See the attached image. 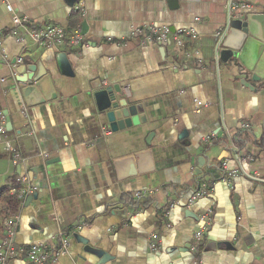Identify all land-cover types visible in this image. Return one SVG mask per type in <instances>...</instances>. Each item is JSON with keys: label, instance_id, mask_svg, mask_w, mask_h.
Returning a JSON list of instances; mask_svg holds the SVG:
<instances>
[{"label": "crops", "instance_id": "obj_1", "mask_svg": "<svg viewBox=\"0 0 264 264\" xmlns=\"http://www.w3.org/2000/svg\"><path fill=\"white\" fill-rule=\"evenodd\" d=\"M244 1L251 12L264 11V0ZM226 4L0 0V103L7 137L23 159L14 166L0 144V189L20 175L34 188L20 202L17 247L55 250L63 233L68 249L55 264H264V183L242 176L224 181L218 169L225 159L237 168L233 141L253 159L246 170L264 179V80L246 79L252 89L241 84L217 53ZM15 15L31 27L80 29L92 46L39 48L28 37L21 43L10 33ZM151 26L192 30L197 38L183 36L181 49L161 45L149 38ZM36 64L57 96L28 106L17 70ZM106 89L140 106L146 122L113 132L96 98ZM197 157L206 159L198 174ZM129 159L139 167L134 176ZM201 183L209 195L189 206ZM136 192L153 194L137 208L126 205L124 196ZM209 211L214 218L205 227L201 218ZM196 234L202 242L194 253ZM10 264L27 263L20 257Z\"/></svg>", "mask_w": 264, "mask_h": 264}, {"label": "built area", "instance_id": "obj_2", "mask_svg": "<svg viewBox=\"0 0 264 264\" xmlns=\"http://www.w3.org/2000/svg\"><path fill=\"white\" fill-rule=\"evenodd\" d=\"M226 9L228 11V20L236 17H243L244 12L252 11V6L244 0H227ZM77 13H83L82 5L76 7ZM149 38L155 42L164 45L168 43H173L176 48L181 49L183 47L182 37L187 35L191 38L196 39L197 36L192 30H179L172 32L170 27H153L149 29ZM224 30L218 33V40L222 38ZM11 35L15 37L19 42H26L25 37H28L30 41L39 48H55L58 46H71V47H86L90 48L92 43L85 40V35L80 29L73 31H67L65 28L58 25H45L42 27H31L27 19L21 18L19 16H13V28L10 31ZM142 34L141 31L134 32L133 36ZM25 35V36H24ZM108 41H113L112 38ZM2 39L0 38V54L2 51ZM23 62L22 58H19L13 65V68H17L18 64ZM103 84L106 85L104 82ZM202 107V103H198ZM24 112H27V108L24 107ZM244 127H249V125H244ZM7 119L4 114H0V144L4 143L7 152L11 155L12 163L17 166L23 160L20 154L11 145L7 137ZM231 146L234 150L233 161L237 164L236 169L229 168L230 159H225L222 161L218 169L223 174V180H232L236 177L242 176L250 179L253 182L264 183L257 173H251L246 170V165L252 162L253 159L249 156H243L240 150L235 147L234 142H231ZM34 188L30 183V179L27 175L17 176L16 186L11 189L10 194L15 196L19 202H21L27 196L33 194ZM153 194V192H149ZM145 192H136L133 197L135 199H140L143 196H149ZM209 195V185L207 183H201L196 191L192 194L188 205L192 206L199 199L205 198ZM19 214L15 217L5 219L4 221V237L0 241V264H10L12 261L25 257L27 264H55L59 255L66 252L69 245V238L63 234L59 233V246L52 250L50 246L45 244H35L29 249L25 250L19 248L15 244V238L17 233V223ZM214 214L209 211L201 221L204 226H210L213 222ZM151 249L152 251H157L159 248V241L155 233L151 234ZM195 243L192 245L191 250L195 253L199 251V245L202 242V235L196 234L194 236ZM194 264H201L200 260H196Z\"/></svg>", "mask_w": 264, "mask_h": 264}, {"label": "water", "instance_id": "obj_3", "mask_svg": "<svg viewBox=\"0 0 264 264\" xmlns=\"http://www.w3.org/2000/svg\"><path fill=\"white\" fill-rule=\"evenodd\" d=\"M222 35V38L217 41V53L222 60L225 57L224 63L234 70L240 83L248 86L246 82L248 78L255 83L264 80V11L244 12L243 17L228 20ZM27 71L29 74L25 75ZM17 73L20 76L19 89L28 106L56 98L52 79L46 70L40 69V65L22 66ZM248 87L253 88L250 85ZM116 93L106 89L96 95L100 102V110L111 130L124 131L132 126L144 124L146 120L139 118L142 108L131 105L126 99H120ZM8 124L10 126L9 120ZM205 161L204 157L196 158L197 174L201 172ZM127 166L130 170L132 169V176L139 172L134 159H129ZM95 254L98 257L101 256L98 253Z\"/></svg>", "mask_w": 264, "mask_h": 264}, {"label": "trees", "instance_id": "obj_4", "mask_svg": "<svg viewBox=\"0 0 264 264\" xmlns=\"http://www.w3.org/2000/svg\"><path fill=\"white\" fill-rule=\"evenodd\" d=\"M0 114H3L1 103ZM16 180L17 176L8 179V183L0 189V205H2V209L0 210V241L3 239L5 234L3 226L5 219L17 216L20 211V202L15 196L10 194L11 189L16 186ZM147 199H150V196H143L140 199H135L133 195H127L124 196L123 202L128 206L137 208L139 207L141 201H145Z\"/></svg>", "mask_w": 264, "mask_h": 264}, {"label": "rangeland", "instance_id": "obj_5", "mask_svg": "<svg viewBox=\"0 0 264 264\" xmlns=\"http://www.w3.org/2000/svg\"><path fill=\"white\" fill-rule=\"evenodd\" d=\"M2 209V205H0V210ZM3 216H5V215H3Z\"/></svg>", "mask_w": 264, "mask_h": 264}]
</instances>
